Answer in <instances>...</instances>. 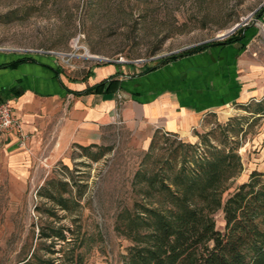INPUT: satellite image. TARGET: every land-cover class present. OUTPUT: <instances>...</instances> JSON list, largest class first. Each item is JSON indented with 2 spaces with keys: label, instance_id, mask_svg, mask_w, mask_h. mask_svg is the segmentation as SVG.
Segmentation results:
<instances>
[{
  "label": "rangeland",
  "instance_id": "rangeland-1",
  "mask_svg": "<svg viewBox=\"0 0 264 264\" xmlns=\"http://www.w3.org/2000/svg\"><path fill=\"white\" fill-rule=\"evenodd\" d=\"M263 12L264 0H0V48L51 56L73 77L112 60L131 75L240 36L246 26L263 28ZM211 145L234 149L241 162L240 172L223 184L222 201L252 170L264 183V97L206 113L185 136L121 123L100 145L74 147L37 165L31 156L21 172L10 167L0 133V264H20L41 242L48 244L42 230L58 229L66 240H55V250L81 252L83 264H124L130 236L146 231L131 218L141 205L167 201L148 180L156 173L172 176L184 162L191 166ZM214 218L222 229L220 209Z\"/></svg>",
  "mask_w": 264,
  "mask_h": 264
},
{
  "label": "crops",
  "instance_id": "crops-1",
  "mask_svg": "<svg viewBox=\"0 0 264 264\" xmlns=\"http://www.w3.org/2000/svg\"><path fill=\"white\" fill-rule=\"evenodd\" d=\"M259 17L264 19V12ZM240 36L131 75L112 60L73 77L51 56L0 48V102L12 101L30 135L20 145L15 134L0 132L10 167L21 172L31 156L37 165L57 161L74 147L100 145L121 123L185 136L206 113L258 101L264 97V24L246 26ZM25 56L30 59L18 62ZM107 79H118L119 87L83 92Z\"/></svg>",
  "mask_w": 264,
  "mask_h": 264
},
{
  "label": "trees",
  "instance_id": "trees-1",
  "mask_svg": "<svg viewBox=\"0 0 264 264\" xmlns=\"http://www.w3.org/2000/svg\"><path fill=\"white\" fill-rule=\"evenodd\" d=\"M240 38L229 36L198 46L193 52ZM26 59L30 57L18 62ZM119 84L118 79H107L83 92H111ZM261 111L258 107L256 113ZM202 154L191 158V166L182 163L172 176L162 174L160 178L156 173L148 180L149 186L166 193L167 201L159 207L141 205L135 218H131L130 223L146 231L130 236L134 242L124 264H264V183L259 177L262 173L252 170L248 179L222 201L223 184L241 170L240 157L232 148L218 149L212 145ZM100 155L101 152L94 158ZM60 201L67 208L66 201ZM218 209L223 213L222 229L217 228L214 218ZM52 231L40 232L39 237L48 239V244L41 242L36 252L20 264H83L81 252L64 250L63 246L54 249L56 241H65L66 236L60 229ZM61 251V256H49Z\"/></svg>",
  "mask_w": 264,
  "mask_h": 264
},
{
  "label": "built area",
  "instance_id": "built-area-1",
  "mask_svg": "<svg viewBox=\"0 0 264 264\" xmlns=\"http://www.w3.org/2000/svg\"><path fill=\"white\" fill-rule=\"evenodd\" d=\"M0 132L15 134L20 145L30 139V135L22 128L21 120L15 115L12 101L9 99L0 102Z\"/></svg>",
  "mask_w": 264,
  "mask_h": 264
},
{
  "label": "water",
  "instance_id": "water-1",
  "mask_svg": "<svg viewBox=\"0 0 264 264\" xmlns=\"http://www.w3.org/2000/svg\"><path fill=\"white\" fill-rule=\"evenodd\" d=\"M240 23H236L227 33L222 34V36H225L226 34H228L230 31L234 30L236 27L239 26ZM96 58H99L98 56H96Z\"/></svg>",
  "mask_w": 264,
  "mask_h": 264
},
{
  "label": "bare ground",
  "instance_id": "bare-ground-1",
  "mask_svg": "<svg viewBox=\"0 0 264 264\" xmlns=\"http://www.w3.org/2000/svg\"><path fill=\"white\" fill-rule=\"evenodd\" d=\"M86 57H89V58H95L93 55H91L89 52L86 53Z\"/></svg>",
  "mask_w": 264,
  "mask_h": 264
}]
</instances>
